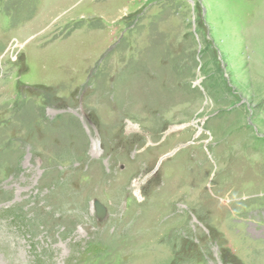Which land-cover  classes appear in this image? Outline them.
Wrapping results in <instances>:
<instances>
[{
  "label": "rangeland",
  "instance_id": "rangeland-1",
  "mask_svg": "<svg viewBox=\"0 0 264 264\" xmlns=\"http://www.w3.org/2000/svg\"><path fill=\"white\" fill-rule=\"evenodd\" d=\"M0 264H264V0H0Z\"/></svg>",
  "mask_w": 264,
  "mask_h": 264
},
{
  "label": "water",
  "instance_id": "water-1",
  "mask_svg": "<svg viewBox=\"0 0 264 264\" xmlns=\"http://www.w3.org/2000/svg\"><path fill=\"white\" fill-rule=\"evenodd\" d=\"M93 210L98 221H102L106 216L105 207L98 201H93Z\"/></svg>",
  "mask_w": 264,
  "mask_h": 264
},
{
  "label": "trees",
  "instance_id": "trees-1",
  "mask_svg": "<svg viewBox=\"0 0 264 264\" xmlns=\"http://www.w3.org/2000/svg\"><path fill=\"white\" fill-rule=\"evenodd\" d=\"M85 252H86V254H91V252L93 253V251L91 249H88Z\"/></svg>",
  "mask_w": 264,
  "mask_h": 264
}]
</instances>
